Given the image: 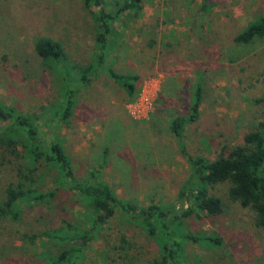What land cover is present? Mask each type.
<instances>
[{
    "label": "rangeland",
    "instance_id": "374dc122",
    "mask_svg": "<svg viewBox=\"0 0 264 264\" xmlns=\"http://www.w3.org/2000/svg\"><path fill=\"white\" fill-rule=\"evenodd\" d=\"M140 8L113 23L106 65L138 76L134 96L102 74L79 88L71 119L58 123L63 76L36 55L34 44L41 37L57 43L66 56V83L72 81L93 60L95 10L83 0H0V103L34 120L47 140L53 134L78 181L101 169V179L123 200L173 204L191 169L169 126L188 115L196 86L202 88L199 120L183 127L181 139L192 159L214 161L242 145L263 116L264 39L237 44L234 38L264 17V0H142ZM143 92L151 96V111L138 119L132 111ZM8 136L0 123V205L6 188L19 182L22 163ZM54 177L44 167L34 176L37 188L48 193ZM226 189L213 190L221 214L187 225L191 233L218 235L221 245L187 244V264H264V229L226 199ZM21 210L18 220L0 219V264H48V255L75 242H55L46 233L86 227L85 206L70 191ZM158 253L155 240L118 215L80 264H147Z\"/></svg>",
    "mask_w": 264,
    "mask_h": 264
},
{
    "label": "trees",
    "instance_id": "16d2710c",
    "mask_svg": "<svg viewBox=\"0 0 264 264\" xmlns=\"http://www.w3.org/2000/svg\"><path fill=\"white\" fill-rule=\"evenodd\" d=\"M141 2L83 0L86 8L95 10L92 14L96 27L95 53L92 62L79 68L73 78H69L72 81L67 83L68 73L63 68L66 56L59 45L46 37L35 41L36 55L43 62L50 61L56 65L63 76L60 100L54 112L58 123L71 119L75 103L73 98L79 88L88 87L102 74L120 84L129 97L134 96L138 76L117 74L106 65L113 23L129 12L138 14ZM256 39H264V17L248 24L234 38V42L251 44ZM201 102L202 88L196 86L188 115L174 118L169 126L171 134L178 139L181 154L189 162V180L181 187L173 204L148 206H138L119 198L101 179V169L90 171L85 181H78L69 156L53 134L47 140L34 120L0 103V123L9 133L7 145L14 153L21 154L22 160L17 169L19 182L5 190V199L0 205V219L18 220L22 207L47 203L61 190L75 194L85 206L86 227L68 229V226L63 232L46 233L55 242H75L74 246L56 255H48V264H80L88 245L118 215L122 220L141 227L148 237L155 240L159 253L157 258L147 264H187V244L221 245L218 235L191 233L187 226L190 221H200L204 216L212 218L222 213V201L213 194L214 188L218 186H226V199L246 210L256 228L264 229V113L256 127L245 134L242 145L226 150L214 161L203 157L192 159L181 141L182 129L199 120ZM44 167L55 173L52 181L55 188L48 193L40 191L34 179Z\"/></svg>",
    "mask_w": 264,
    "mask_h": 264
},
{
    "label": "built area",
    "instance_id": "2783aa9c",
    "mask_svg": "<svg viewBox=\"0 0 264 264\" xmlns=\"http://www.w3.org/2000/svg\"><path fill=\"white\" fill-rule=\"evenodd\" d=\"M141 98L138 99L134 104V111H132V115L135 118H145L148 113L151 111V96L149 93L143 92L140 95Z\"/></svg>",
    "mask_w": 264,
    "mask_h": 264
}]
</instances>
